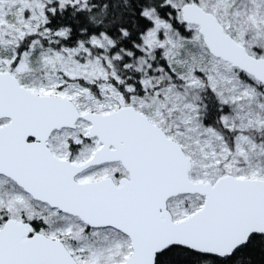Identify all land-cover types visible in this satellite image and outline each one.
<instances>
[{
    "label": "snow or ice",
    "instance_id": "snow-or-ice-1",
    "mask_svg": "<svg viewBox=\"0 0 264 264\" xmlns=\"http://www.w3.org/2000/svg\"><path fill=\"white\" fill-rule=\"evenodd\" d=\"M0 264H264V0H0Z\"/></svg>",
    "mask_w": 264,
    "mask_h": 264
}]
</instances>
